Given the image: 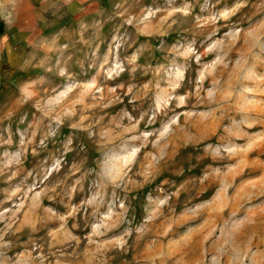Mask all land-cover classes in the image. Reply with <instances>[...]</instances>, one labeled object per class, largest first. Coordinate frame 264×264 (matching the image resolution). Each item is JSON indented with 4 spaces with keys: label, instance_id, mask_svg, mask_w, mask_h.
Wrapping results in <instances>:
<instances>
[{
    "label": "rangeland",
    "instance_id": "1",
    "mask_svg": "<svg viewBox=\"0 0 264 264\" xmlns=\"http://www.w3.org/2000/svg\"><path fill=\"white\" fill-rule=\"evenodd\" d=\"M60 1L0 59V264H264V0Z\"/></svg>",
    "mask_w": 264,
    "mask_h": 264
},
{
    "label": "crops",
    "instance_id": "2",
    "mask_svg": "<svg viewBox=\"0 0 264 264\" xmlns=\"http://www.w3.org/2000/svg\"><path fill=\"white\" fill-rule=\"evenodd\" d=\"M50 2L51 0H0V59L3 54L13 53L20 31L28 34L29 26L25 23L29 19L24 17H28L29 14L34 15L36 9L49 5ZM60 2L66 6L79 5L78 0H61ZM88 5L93 6L89 3Z\"/></svg>",
    "mask_w": 264,
    "mask_h": 264
}]
</instances>
